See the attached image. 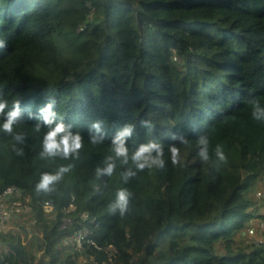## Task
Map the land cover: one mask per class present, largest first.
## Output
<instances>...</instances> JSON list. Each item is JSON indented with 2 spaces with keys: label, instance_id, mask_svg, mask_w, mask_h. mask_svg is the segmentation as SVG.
<instances>
[{
  "label": "trees",
  "instance_id": "obj_1",
  "mask_svg": "<svg viewBox=\"0 0 264 264\" xmlns=\"http://www.w3.org/2000/svg\"><path fill=\"white\" fill-rule=\"evenodd\" d=\"M0 39V93L22 99L24 123L15 130L27 135L20 156L0 131V192L19 188L31 223L23 235L2 234L0 264H264V241L242 239L253 217L264 223L248 195L264 182V121L248 103L264 106V0H0ZM50 96L84 138L79 159L39 155L47 129L35 132L27 111ZM144 119L154 128L141 127ZM96 120L107 131L99 145L89 141ZM126 123L136 125L130 148L160 140L167 167L125 183L121 172L132 165L118 163L97 181L95 168ZM170 133L189 140L177 166ZM201 135L213 154L223 145L226 164L200 160ZM68 164L54 193L35 191L41 173ZM121 188L132 193L131 211L110 214ZM66 216L72 224L61 229ZM83 227L89 242L67 248L64 240Z\"/></svg>",
  "mask_w": 264,
  "mask_h": 264
},
{
  "label": "clouds",
  "instance_id": "obj_2",
  "mask_svg": "<svg viewBox=\"0 0 264 264\" xmlns=\"http://www.w3.org/2000/svg\"><path fill=\"white\" fill-rule=\"evenodd\" d=\"M7 48V41L0 39V51ZM252 118L256 121H264V106L255 99H250ZM22 99L13 97L11 101L0 93V131L8 134L12 138L11 149L16 155L22 156L24 148L27 145V135L23 131H16L18 125H23L25 110L21 106ZM56 101L49 97L46 103L33 113L27 111V119L36 120L34 125L35 132L39 133L43 128L47 131L42 139V151L39 153L42 159H55L57 157L64 160L79 159L80 151L84 147V138L79 132H74L72 126L66 124L63 117L55 111ZM140 126L146 129H153L154 125L151 120L144 119L140 121ZM136 132V125L126 123L120 127L111 140V154L107 155L102 164L95 168L97 181L103 180L104 177H111L116 172L118 163L125 167L121 172L122 180L127 183L137 176L138 172L146 169L165 170L167 162L165 160V149L163 143L151 138L146 142L139 143L134 147L129 146V141ZM107 131L104 127L103 120H96L91 124L89 131V141L93 145L104 143ZM171 143L168 145L170 161L173 166L181 164L180 145L188 146L189 140L183 134L170 133L168 136ZM198 145L197 155L203 162H208L214 155V163H227L223 145L215 146L214 154L210 152V141L207 135H201L196 141ZM73 168L72 164L61 165L54 172H43L40 175L38 183L35 185V191L40 194L51 195L56 191V186L62 181L65 174ZM99 191V188H97ZM132 193L127 188H121L116 192L114 201L109 206L110 214H119L124 216L131 211Z\"/></svg>",
  "mask_w": 264,
  "mask_h": 264
},
{
  "label": "built area",
  "instance_id": "obj_3",
  "mask_svg": "<svg viewBox=\"0 0 264 264\" xmlns=\"http://www.w3.org/2000/svg\"><path fill=\"white\" fill-rule=\"evenodd\" d=\"M81 30L83 28H80ZM22 192L16 186H10L0 192V249L3 248L2 234L6 232L5 225L12 216H16L22 214L30 209L27 205L28 198L23 199ZM43 210L46 213H50L52 211V205L49 202H44L42 205ZM68 211H73L74 206L70 204L68 206ZM81 220L86 221L88 219V215L86 213H82L80 215ZM72 224V219L66 216L61 224V229H65V227ZM90 234V230L88 227H83L82 229L76 231L71 234L64 240V244L67 248H72L74 250H79L82 248L83 243L89 242L88 236ZM232 264H243L241 262H234Z\"/></svg>",
  "mask_w": 264,
  "mask_h": 264
},
{
  "label": "rangeland",
  "instance_id": "obj_4",
  "mask_svg": "<svg viewBox=\"0 0 264 264\" xmlns=\"http://www.w3.org/2000/svg\"><path fill=\"white\" fill-rule=\"evenodd\" d=\"M78 29L76 32H80ZM175 62L181 63L182 61L177 57L174 58ZM248 195L253 202H255V214H261L264 212V182H258L253 185L249 191ZM29 214L24 212L18 216H12L9 222L6 223L5 229L8 231L20 232L23 235L22 226L31 224L29 221ZM5 232V233H6ZM242 239L251 241H264V223L258 218L253 217L246 228L242 231ZM84 260L81 257L76 258V264H83Z\"/></svg>",
  "mask_w": 264,
  "mask_h": 264
}]
</instances>
